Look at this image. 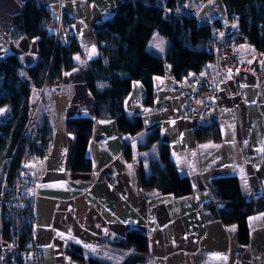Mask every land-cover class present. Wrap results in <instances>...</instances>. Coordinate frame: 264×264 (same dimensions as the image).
Instances as JSON below:
<instances>
[{"label":"crops","instance_id":"0c3cea01","mask_svg":"<svg viewBox=\"0 0 264 264\" xmlns=\"http://www.w3.org/2000/svg\"><path fill=\"white\" fill-rule=\"evenodd\" d=\"M26 0H0V61L13 55L21 70L34 67L39 58V38L11 36L13 19ZM222 0H157L163 15L174 12L195 18L200 24H225L239 30L235 19L228 18ZM49 16L56 23L55 38L67 45L73 39L84 57L73 56L75 68L62 75V86L46 90V102L39 111L48 122L51 151L42 155L33 149L30 167L33 243L40 264H87L92 258L106 264H264V207L247 218L249 240H237L236 225L224 224L218 216L223 206L216 203L210 189L211 180L236 177L248 200L264 196V76L260 72L237 68L217 77V97L207 118L197 123L182 118L186 95L196 89L199 75L182 81L172 77L165 64L161 77L153 78L155 99L144 106V90L139 81L132 83L124 101L129 122L140 116L144 128L131 136L121 134L113 118L96 119L86 146L90 171L71 169L76 137L65 131L69 118H90L93 99L85 86L88 63L100 56L96 33L114 17L115 0H45ZM227 17L226 23L222 19ZM49 30V28H47ZM151 40L148 48L164 56ZM250 45L238 50L240 63L252 65L256 60ZM214 69V68H213ZM202 105H199V108ZM217 123L221 140L196 139L197 130ZM159 129L160 143L146 150L137 148L151 130ZM129 145L132 157L126 160ZM168 147L180 177H187L191 193L174 198L153 188L141 186L151 175L150 160H159L161 146ZM116 184L111 183V179ZM130 229L141 231L148 242V256L142 258L132 250L115 247L112 242L124 238ZM75 249L73 258L69 251Z\"/></svg>","mask_w":264,"mask_h":264},{"label":"trees","instance_id":"16d2710c","mask_svg":"<svg viewBox=\"0 0 264 264\" xmlns=\"http://www.w3.org/2000/svg\"><path fill=\"white\" fill-rule=\"evenodd\" d=\"M117 7L114 17L107 23L106 29L96 33L100 56L89 62L85 77V86L93 99V110L90 118H69L65 123V131L76 137L75 150L71 169L78 172L90 171V163L85 152L87 142L92 134L96 119L113 118L121 134L135 135L143 130L144 124L140 116L129 122L124 101L131 93L132 83L139 81L144 90V106H152L155 99L153 78L161 77L165 72V63L171 66L172 77L182 81L190 75H199L213 61V56L206 50V41L210 36L208 25L200 24L195 18L182 15L180 21L166 19L163 9L157 0H115ZM206 2L208 0H196ZM228 11V18L235 19L238 29L243 33L257 59L264 52V0H222ZM176 0H167V7H175ZM47 26L43 27V21ZM211 24H220L212 22ZM56 23L49 12L32 0L21 5V11L13 19L11 36L14 41L20 37L39 38V58L34 67L21 70L15 56L9 55L0 61V88L10 92V97L0 100V108L7 105L11 116L0 122V189L6 177L11 180L18 167L24 143L21 134L27 122V113L32 98V90L54 88L55 82L62 75L75 68L73 56L84 57L77 42L73 39L67 45L55 38ZM49 28V30L47 29ZM164 38L168 43L167 52L159 56L148 48L154 35ZM264 76V74H263ZM18 83L16 90L14 84ZM32 89V90H31ZM46 93L40 103L46 102ZM39 136L49 137V124L44 117L37 123ZM199 141L221 140V130L217 123L200 127L196 132ZM160 143L159 129L154 128L138 150H146L153 144ZM35 149V148H34ZM124 157L130 160L131 148L127 145ZM151 175L145 179L141 170V186L153 188L161 195L174 198L184 197L191 193L187 177H180L170 159L168 147L161 146L160 159L148 163ZM210 189L217 204L223 206L218 211L221 221L235 224L237 240L246 245L249 240L247 218L264 207V196L248 200L241 193L236 177H218L211 180ZM20 245L23 249H34L33 217L31 210L21 220ZM4 237L8 238V228L4 225ZM115 247L132 250L144 258L148 256L147 237L139 230L130 229L124 238L112 242ZM75 249L69 254L84 260ZM87 264H106L88 258Z\"/></svg>","mask_w":264,"mask_h":264},{"label":"built area","instance_id":"2783aa9c","mask_svg":"<svg viewBox=\"0 0 264 264\" xmlns=\"http://www.w3.org/2000/svg\"><path fill=\"white\" fill-rule=\"evenodd\" d=\"M36 5L47 10L45 0H32ZM116 13V12H115ZM174 22L180 21L181 15L174 12L171 16ZM47 26V21L42 23ZM210 28V36L206 41V50L213 56L210 63L213 68L204 69L202 76L196 79V89L186 95L182 106V118L192 119L200 123L204 121L209 112L210 105L217 97V77L221 73L233 72L237 68L246 71L259 72L257 70L259 59L256 58L252 65L240 63L238 49L249 45L247 37L239 30H228L222 24H207ZM107 24L104 26L106 29ZM63 82L57 81L53 87L62 86ZM32 90V89H31ZM38 93V97L30 100L27 122L21 134L24 143L18 167L15 169L11 180L4 178L0 189V264H40L39 254L34 249H23L20 245L21 220L31 210L35 198L32 191L30 167L33 163V149L40 150L42 155L50 153L53 140L51 137L42 139L39 136L36 112L37 105L44 94V88L32 90ZM202 107L199 108V105ZM113 185L115 179L110 180ZM4 225L8 228V238L4 237Z\"/></svg>","mask_w":264,"mask_h":264},{"label":"rangeland","instance_id":"374dc122","mask_svg":"<svg viewBox=\"0 0 264 264\" xmlns=\"http://www.w3.org/2000/svg\"><path fill=\"white\" fill-rule=\"evenodd\" d=\"M219 3H221L222 4V1H220ZM116 7H117V4H116ZM117 10V9H116ZM222 20H225V21H223V23H226V22H228L227 21V17L225 18V19H222ZM222 25H224L225 26V24H222ZM152 40H154V42H152L151 44H150V48H151V45L154 43V44H156V46H157V48H158V51L159 52H161V49L164 47H166L167 48V41L164 39V38H162V37H159L158 35H154V37H153V39ZM240 49V48H239ZM238 49V50H239ZM252 54H254V53H252ZM255 55V54H254ZM256 58H257V56H256ZM165 64H169V63H165ZM0 80H1V78H0ZM60 81V80H59ZM14 88L16 89V90H18V88H19V84L18 83H15L14 84ZM45 92H46V90H45ZM44 92V93H45ZM10 92L8 91V90H6V89H3V88H0V100H2V99H5V98H7V97H10ZM38 93H35V92H33L32 93V101L35 99V97L37 96L38 97ZM44 104V103H43ZM43 104H41L40 102L38 103V105H37V112H36V121H37V119H39V117H40V114H39V111L41 110V106L43 105ZM11 116V111L9 110V108H8V106L7 105H5V106H3L2 108H0V122H5V121H7V119H8V117H10ZM192 120V119H191ZM38 123V122H37ZM0 139H2V135H1V133H0Z\"/></svg>","mask_w":264,"mask_h":264},{"label":"water","instance_id":"95a60500","mask_svg":"<svg viewBox=\"0 0 264 264\" xmlns=\"http://www.w3.org/2000/svg\"><path fill=\"white\" fill-rule=\"evenodd\" d=\"M257 70L260 73L264 74V52L261 54V56L259 58Z\"/></svg>","mask_w":264,"mask_h":264}]
</instances>
